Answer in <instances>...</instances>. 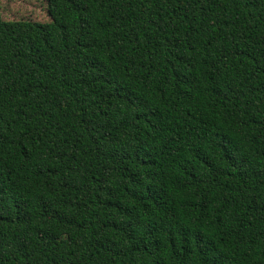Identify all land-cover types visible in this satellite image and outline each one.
<instances>
[{"label":"trees","instance_id":"16d2710c","mask_svg":"<svg viewBox=\"0 0 264 264\" xmlns=\"http://www.w3.org/2000/svg\"><path fill=\"white\" fill-rule=\"evenodd\" d=\"M0 14V264H264V0H46Z\"/></svg>","mask_w":264,"mask_h":264},{"label":"rangeland","instance_id":"374dc122","mask_svg":"<svg viewBox=\"0 0 264 264\" xmlns=\"http://www.w3.org/2000/svg\"><path fill=\"white\" fill-rule=\"evenodd\" d=\"M0 14L5 21H49L46 0H0Z\"/></svg>","mask_w":264,"mask_h":264}]
</instances>
